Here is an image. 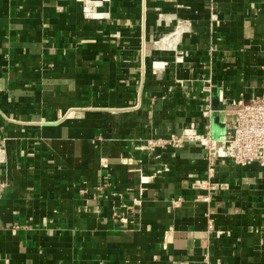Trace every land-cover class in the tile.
<instances>
[{"label": "crops", "instance_id": "1", "mask_svg": "<svg viewBox=\"0 0 264 264\" xmlns=\"http://www.w3.org/2000/svg\"><path fill=\"white\" fill-rule=\"evenodd\" d=\"M104 6L0 0V264H264V167L184 185L208 165L186 129L222 140L264 92V0Z\"/></svg>", "mask_w": 264, "mask_h": 264}, {"label": "built area", "instance_id": "2", "mask_svg": "<svg viewBox=\"0 0 264 264\" xmlns=\"http://www.w3.org/2000/svg\"><path fill=\"white\" fill-rule=\"evenodd\" d=\"M81 2L82 12L85 17L95 19H103L106 16L104 6L105 0H79ZM182 31L181 27H177L175 35H179ZM170 38V37H169ZM169 38L163 39L169 46L171 45ZM232 111L228 114V118L222 120L225 127V134L222 140L212 138L209 132L198 134L194 125L186 129L188 140H196L207 152V175L204 179H191L184 181V185L194 190L211 191L215 188V165L218 159H227L237 166H246L256 164L264 167V92L254 96L249 101L243 100L233 101ZM201 113L208 121L211 117L221 120L226 115L225 110L212 111L207 104ZM181 140L173 138L163 142L180 146ZM157 143L162 144L159 140ZM7 188V182L0 179V200ZM205 200L208 196H203ZM177 200H171L173 206Z\"/></svg>", "mask_w": 264, "mask_h": 264}]
</instances>
